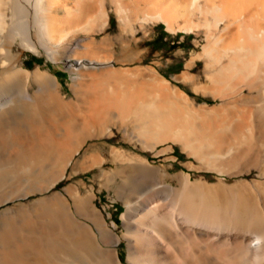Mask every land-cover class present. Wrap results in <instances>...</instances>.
I'll list each match as a JSON object with an SVG mask.
<instances>
[{"label":"bare ground","instance_id":"6f19581e","mask_svg":"<svg viewBox=\"0 0 264 264\" xmlns=\"http://www.w3.org/2000/svg\"><path fill=\"white\" fill-rule=\"evenodd\" d=\"M159 21L172 35L194 36L183 69L171 77L160 54L150 57L145 44ZM26 51L64 64L78 105L66 99L49 69L23 65ZM180 84L215 102L198 103ZM38 110L41 120L30 116ZM232 118L233 131L264 132V0H0V127L18 126L1 133L0 142H13L15 154L52 155L44 159L45 173L24 177V184L18 176L0 191V204L12 201L0 205L1 264H49L40 261L50 255L46 234L38 241L20 232L36 228L25 213L27 202L14 201L29 192L39 193L34 202L54 208L55 264H250L253 257H247L264 256V165L214 160L202 150L225 151L219 129ZM133 123L156 131L144 135L140 127L142 136L130 129ZM113 127L127 146H83L87 136H116ZM174 145L192 157L187 170L170 171ZM79 152L83 157L75 156ZM94 168L95 184L80 178L55 187ZM251 168L258 178H243ZM189 169L217 178L194 177ZM226 175L242 178L228 182ZM101 188L113 190L124 205L120 233L116 221L106 219L105 205L94 201ZM33 211L48 227L52 213ZM216 242L231 245L235 259L229 255V262L226 250L219 261ZM22 252L25 263L11 261Z\"/></svg>","mask_w":264,"mask_h":264},{"label":"rangeland","instance_id":"374dc122","mask_svg":"<svg viewBox=\"0 0 264 264\" xmlns=\"http://www.w3.org/2000/svg\"><path fill=\"white\" fill-rule=\"evenodd\" d=\"M112 23L114 24V19L112 20ZM151 32H152L151 33L152 38L149 39V40H147L146 43H145L146 46H148V47L151 48L150 49L151 51H150L149 56L150 57H153L156 53L160 54V56L162 57L163 62H164V66H163L162 70L165 72V74L168 77H171V75L173 73L180 72L181 69H183V67H184V61H185V59L189 56L190 52L194 48V43H193L194 36L192 34H190V33H185L184 34L182 31H178L176 34L172 35V33L168 32L166 30L165 25L161 21H159L153 27V29H152ZM182 34H184V37H182ZM179 51L182 52V53L181 54H177V52H179ZM22 57H23V60H24L23 65H25L27 68H31L32 69V68H35L36 66L39 65L42 68H44V69L47 68L51 72H53L57 76L58 80L61 82V90H62L63 94L65 95L66 99L73 100L76 105L79 104V101H78L77 97L72 93V91L70 89V84H69L70 81H71L70 75L64 69V64L61 61H51V60H48L44 56L43 53L37 54V53L31 52V51H26L25 52V55H23ZM169 60H171V61L169 62ZM180 86H181V88L185 89V91L188 92L190 95H194L187 86H185L183 84H180ZM194 96L197 99V102L198 103L199 102L202 103V102H206L207 101V103L212 104V103L215 102V101H213V99H211L209 97H204V96L196 95V94ZM74 114H75L74 115V119L75 120L79 119V117L81 116L79 109H75L74 110ZM42 115L43 114L39 110H38V112H31V114H30V116H34L35 118L40 119V120L42 119ZM233 119H235V118H232L231 121L230 120H227L226 121L227 125L225 123H223V125L225 124V126H228V128H225V126H224V127H222V128L219 129V131H221V129H223L222 132H221L223 134L222 137L224 139H227L226 141H223L224 146L226 145L225 151H219V150H217L218 151L217 152L216 149L213 147V145H212V147H210V145L209 146H205L204 145L206 148H208V147L209 148L206 149V148H203L204 147L203 146L202 147V150L203 149L206 150V151L203 150V154L206 156V154L208 153V150H209V153L207 154V156L208 157H210V156L213 157L211 159H214V160L219 159V158H221L220 160H223V159L226 160L228 158L229 159L231 158L232 161H234V160H236V161L237 160H242V161H244V163H250V164H254V163L255 164H258L259 163L258 165H262L263 166L264 165V140H263L264 139V137H263L264 136V132L262 131V132L258 133V132H256L254 130V127L253 128L249 127V129L247 128V129L242 130L243 131L242 133L240 131V133H241L240 134V133H238L236 131H233V129H232L235 126L233 124L235 123V120H236L235 119L234 121H232ZM229 122H231V124L233 126L231 124L229 125ZM136 123H133L134 126L133 127L131 126L132 128L130 127V129H133L134 130V128H135L134 131L136 133L140 134V135L142 134V130H144V129L146 130V131L144 130V133H143L144 135H151L152 133H154L156 131L154 127H150L149 128L146 124H142V123L136 124ZM13 125H14V123H9L8 125L1 126L0 127V134L1 133H7V132H9V130H12L11 128L18 127L17 125H14V126ZM135 125H138V126H135ZM229 126L230 127L232 126V127L230 128ZM25 127H27V126L25 125ZM140 127H141L142 130L140 129ZM113 129L116 131L115 132L116 136H113V137L112 136H108V137H106L105 135H102V136H99L100 137L99 139H95L98 142H96V143H89V144L84 143L83 146L84 147H94V146H97L102 151H105L106 150V147H107L106 144H109V145L110 144L118 145V144H122L123 143L122 145L127 146L128 143H126L125 141H123L121 139H117V138H119V133H117L116 127L115 128L113 127ZM227 129H228L229 132L226 133ZM251 129H252V131L253 130L254 131L251 132ZM234 130H235V128H234ZM22 132L26 133L25 129ZM74 133H75V131H74ZM229 133H230V135H232V137L234 136V134L237 133L235 135L236 139L234 137H233L234 138L233 139L229 135ZM143 134H142V136H143ZM248 134L250 135L249 137H248ZM259 135L261 136L260 138H258ZM23 136H25V135H23ZM89 137L90 136H87V137H84V138L87 139V140H90V139H88ZM246 137H248L247 140L245 139ZM228 138L230 139V141H229ZM85 139H83V140H85ZM232 139L234 140V143H233V140ZM235 140L236 141L238 140V142H236L237 144H235ZM248 140L251 142V145H249V141ZM227 141H229V142H227ZM7 142H8V140H7ZM7 142H6V144H7L6 147L3 146L2 142H0V151H5V148H6V154L5 155L0 154V191L1 190H4V189H7L8 187L12 186L13 182L17 178H19L21 176L23 178L24 177L28 178L29 176L31 177V176H34V175H37V174L45 173L44 166L46 165V162H45L44 159L52 158V155L51 154H46V153L42 152V150L39 151L38 155L37 154H35V155L33 154V156L31 154L29 156L28 155L26 156L25 154H21L19 151H16V154H15L14 151L16 150V148L14 147V143L9 141L8 142L9 144H8ZM231 142L233 143V145H232ZM227 143L230 144V146ZM238 143L240 144V146L238 145ZM245 148H246V151H245ZM243 149H244L245 154L242 153L243 152ZM248 149H250V150H248ZM12 152H14V153H12ZM141 152L142 153H145V154H151V152H148V151L145 152V151L142 150ZM205 152H206V154H205ZM219 152H220V154H219ZM80 153L81 152L76 153L75 156H79L80 158L83 157L82 155H80ZM172 153H174V155L176 156V158L173 159V160H170V159L167 160V163H172V166L169 168L170 171L171 172H177L179 170H187V168L184 165V163H186V161L188 162L190 159H192V157L191 156H187L179 148L178 145H174V149H173ZM225 153L228 154V155L226 156ZM241 153L244 154V155H242ZM212 155H214V156H212ZM217 155H219V156H217ZM35 157H36V159L33 162L32 160ZM155 158L158 159L159 157L158 156H155ZM21 160H24V161L23 162H20ZM189 171L191 172V176H194V177H199L201 175V176H206L210 180H215L217 178L216 173L215 172H212V171H209V170H192V169H189ZM96 173H97V168H94L92 170H86L84 172H79V173H76V174H72L69 177H66L64 179L59 180L57 182V184H56L55 187L56 188H60V187H62V186L65 185L66 181L67 182L70 181V180L71 181H74V180H77V179H80V178H84L87 181V183H94L95 184L94 176H95ZM257 174H258V172L254 168L253 169L251 168L250 169V172H245L241 176L243 178L245 176L248 179H256V178H258V175ZM241 176L235 177L233 175H226L225 176L226 177L225 179H227L228 182H233V181L237 180L238 178H242ZM23 178H22V180H23L22 184H24L25 181H26V179L25 178L23 179ZM22 184H20V185H22ZM256 190H258V189H256ZM96 193H98L97 194L98 196L97 195L95 196L94 201L96 202V204L98 206L105 205L104 212L105 213L110 212V215L105 214L106 219L108 221H111V220L116 221L117 227H114V231L117 232V233L122 232L123 227L121 225L120 215H121V213L125 209L123 203L120 200L114 198L115 197V193L113 192V190H107L105 188H101V190L100 191H96ZM27 195H25V196H23V197H21L19 199H15L14 201L27 202L26 207H28V208H27V210H26L25 213H26V215L28 214L29 216H31L30 219L34 220L33 221V224H31V225L34 226V227H36V228H35V231L34 230L32 231V230H26L25 229V230H20V232L22 234H24V235L27 234L33 240H38V241L40 240V238H43V236L46 234V236H44L43 239L46 240L49 243V254L50 255L47 256L43 260L40 259V261H41V263L42 262H44V263L45 262H49V264H55V261H56L54 259V253H55V245L54 244H55V240H54V232H53V230H54L53 229V225H54V222H55V212H54V208H53V206L50 205V203H45V205H44V203L43 204L42 203H39L38 204L37 202H34V200L39 197V193L38 192H33V194H32V192H29ZM146 195H149V194H146L145 193L144 194V197ZM111 196H113V197H111ZM139 196H141V195L139 194ZM10 204L12 205V201H8V202L7 201H4L0 205H2V208H4V207H7V206H11ZM41 205H42V208H41ZM43 205L46 208H44ZM33 209H37L38 212H41V211H43V213L46 212L45 214H47V215H51V213H52V215H51V218L52 219L50 218V222H49V226L48 227L46 225H43L44 223H46L44 221H46L47 218L41 216L42 219L44 218L43 219L44 221H43L41 219V217L39 216L40 214L39 215L34 214ZM21 215H23V214H21ZM26 215H25V219H27L26 218ZM16 216H18V215H16ZM51 220L52 221L54 220V222H52ZM50 225H51L52 228L50 227ZM43 227H45V228L43 229ZM41 229H43V230L42 231H39ZM50 232H52V233H50ZM49 234H50V236H49ZM52 238H53L54 241L52 240ZM0 239H1V237H0ZM4 244H5V242L1 239L0 240V248L1 249H3L2 247L4 246ZM223 244H224V242H216V244H215V247L217 249V254H218L219 261H221L220 258H222V257L223 258L224 257L226 258L227 257L226 250L227 251L228 250L229 251L230 250L232 251V249H233V248H231V245H229V246L227 245L228 243H225L226 245H224V246H223ZM18 245H20L21 246V249H23V252H25V248H26L25 247V244H18ZM220 247H223V250ZM32 249L35 251L34 253H36V250H35L36 248L34 247ZM117 249H118L119 257L123 260L125 258V254H126V245H125V242L123 240H120L119 244L117 245ZM220 251L222 253H224L225 256ZM229 251H228V257H227V259L230 256L233 255V253L231 251H230L231 254H229ZM23 252H22L21 256H19L20 258L17 257V256L16 257L12 256L14 260H11V261H18V262H24L25 263V253L23 254ZM82 253L81 254L84 256L85 255V251H83ZM29 254L26 255V258L29 257V258H27V261L28 262H32L33 261V258H32L33 255H29ZM256 256H257V258L255 257V255L254 256L251 255L250 258L247 257L246 260L249 261V259H251V257H253L251 259L252 261H249V263L251 262L250 264H252L253 262H254V264H259L260 263L259 260H261V264H262L263 258H261V257H264V256H261V255H259V256L256 255ZM230 258L228 259L229 262H230ZM232 258H233V256H232ZM232 258H231V260H232ZM254 258H256V259H254ZM227 259H225V260H227ZM234 259L235 258H233V260ZM236 259H238V258L236 257ZM257 259H259V260H257ZM255 260L258 263H255ZM222 261H224V259ZM228 261H226V262H228ZM1 263H2V259H1V256H0V264ZM220 263L223 264L222 262H220Z\"/></svg>","mask_w":264,"mask_h":264},{"label":"crops","instance_id":"0c3cea01","mask_svg":"<svg viewBox=\"0 0 264 264\" xmlns=\"http://www.w3.org/2000/svg\"><path fill=\"white\" fill-rule=\"evenodd\" d=\"M100 137H94V136H92V137H89L88 139H90V140H87V139H85L84 141H83V143H86V144H89V143H96V142H98L97 140H95V139H99Z\"/></svg>","mask_w":264,"mask_h":264}]
</instances>
